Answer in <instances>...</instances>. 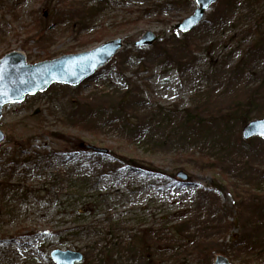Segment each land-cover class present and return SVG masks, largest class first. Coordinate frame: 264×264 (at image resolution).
I'll return each mask as SVG.
<instances>
[{
    "label": "rangeland",
    "instance_id": "1",
    "mask_svg": "<svg viewBox=\"0 0 264 264\" xmlns=\"http://www.w3.org/2000/svg\"><path fill=\"white\" fill-rule=\"evenodd\" d=\"M195 8L194 0H0V59L18 51L27 64L33 65L83 53L116 39H123L124 43L109 64L78 89L52 84L42 93L25 97L21 103L6 105L0 118V131L5 135L0 149L23 139H29L32 148L57 149V142L44 133L48 131L73 141L78 139L81 149L90 145L108 152V147H112L118 154L159 165L163 171L159 177L170 179L165 188L147 187L152 174L139 170L108 186L101 184L95 189L87 183V191L79 194L80 200L99 199L103 203L102 213L124 227L136 228L140 223L143 227L151 224L157 227L159 216L186 207L199 217L198 223H211L215 218L222 227L233 222L235 227L228 235H240L246 244L242 249L229 250L236 255L234 264H264V201L258 204L255 200L260 195L264 199V180L258 183L256 171H250L249 167L264 170L263 140L253 138L239 147L234 138H241V126L231 123L229 139L209 126L205 140L185 143L177 149L179 153L187 151L186 156L179 157L183 159L191 153L188 150L200 149L199 152L214 159L221 158L220 168L226 172L221 176L225 180L224 191L212 195L219 205L229 209L225 215L217 213L216 207L195 210L199 192L208 190L218 173L202 170L197 155L194 159L199 162L187 159L190 163L189 171L184 170L187 181L177 180L175 174L179 169L173 165L180 163L175 162L174 147L161 149L148 139L125 142V134L115 126L117 116L115 122L103 117L101 128L92 126L96 109L103 106L107 111L114 110L116 100L110 98H118L125 91H133L135 98L141 99L137 103L145 109L161 107L176 116H180L181 110L194 107L203 119L208 115L215 118L219 112L235 108L236 103L242 109L251 103V108L245 109L248 121L264 118V0H216L181 45L172 39L173 34L179 40L184 38L175 25ZM145 32L160 39L151 46H134ZM156 43L161 49L157 58L149 54ZM136 49L146 54L141 56ZM86 97L94 100L89 106V111L93 110L92 120H81V124L68 122L69 103ZM260 113L263 116H257ZM151 117L144 118L143 125L156 132ZM171 126L173 129L166 128L165 132L178 135V125ZM63 132L69 136H62ZM29 177V182L42 183L35 176ZM76 197L70 202L65 195L62 204L72 206ZM247 198H254L255 202ZM58 204L29 196L28 200L13 205L12 216H0V264H53L48 257L53 250L79 252L84 258L82 248L87 245L86 238L54 232L66 229L57 227L70 222L74 207L53 216ZM209 227L206 231L202 227L199 232L195 227L190 231L203 239L211 233Z\"/></svg>",
    "mask_w": 264,
    "mask_h": 264
},
{
    "label": "trees",
    "instance_id": "2",
    "mask_svg": "<svg viewBox=\"0 0 264 264\" xmlns=\"http://www.w3.org/2000/svg\"><path fill=\"white\" fill-rule=\"evenodd\" d=\"M187 34H183L184 38L180 40L173 34L172 39L183 45L186 42ZM157 43L152 46L149 53L155 54V58L160 56L157 52L161 51ZM137 51L141 56L146 54L145 51ZM167 56L166 54L165 58ZM142 64H145L143 60ZM110 99L116 100L114 101L116 108L112 111H107L106 107L103 106L96 109L94 125L92 126L95 129L101 128L103 117L113 118V122H115L114 116H117L115 126L122 134H125V142L148 139L154 144H158L161 149L168 146L174 147L176 151L174 158H177L175 162L180 163V165L173 166L182 171H189L190 169V165H188L190 163H187V159H192L195 162L200 161L204 171L214 172L216 170L218 173L212 179L208 190L199 192L195 210L216 207L217 213H225L226 215L225 211H229V209L219 205L212 195L214 192L224 191L223 183L225 180L221 176L226 172L220 168L221 158L214 159L199 152L202 150L200 149L197 150L198 152L188 150L191 153L183 159L179 157L186 156L187 151L179 153L177 149L185 143L205 140L206 127L209 126H214L219 131L218 134L223 137L226 134V139L231 138V134H229L231 126H228L235 123L242 128L248 122V111L245 109H250L252 104L249 103L242 109L240 106H236V103L234 104L235 108H229L226 112H219L215 118L208 115V118L203 119L201 113L194 107L181 110L180 113L178 112L180 116H176L172 111L161 107L153 110L145 109L137 103L141 99L137 100L133 91H125L118 98L112 96ZM93 101L86 97L69 103L70 111L66 114L67 121L72 124H79V122L81 124V120L82 122L92 120L90 114L93 110L89 111V106ZM149 115L152 116L153 120H156L155 122L152 120L156 132L150 131L143 125L142 120ZM257 116L261 117L263 113ZM162 123L165 124L164 128L161 127ZM176 124L178 125V135H172L173 132H165L166 128L173 129L171 125ZM219 127L222 130H219ZM161 129L163 130L159 131ZM44 133L52 142H57L59 145L57 149L45 151L41 148H32L29 139L12 142L10 146L0 149V216H12L13 205L17 204V201L28 200L29 196L37 200L47 198L49 201L58 202L53 216L61 214V211H68L77 202L73 207L72 215H68L70 222L64 224L63 227L61 225L57 227L66 229L54 232L56 234L59 232L67 233V237L86 238L87 245L82 248L84 249V258L81 264H212V259L216 254L227 256L231 264H234L237 260L236 255L229 250L242 249L246 246L240 235H228V231L235 227V223L232 222L226 226L224 224L221 227L220 221L215 218L212 219L211 223H198L199 217L193 216L192 209L189 207L159 216L158 218H161L158 219L160 225L157 227H154L153 224L143 227L142 223L138 224L136 228L133 226L124 227L120 221L111 220L108 218V214L105 215L100 210L103 203L99 202V199L80 200L81 195L79 194H84L87 191L85 188L87 183L94 185L96 189L99 186L102 187L101 184L108 186L115 181L125 180L129 174L141 170L152 174L147 179V187L157 190L165 188L170 181L168 177H159L160 174H163L161 167L153 163L149 164L136 160L134 157H128L125 154H118L120 152H115L112 147H108L109 151L104 155H95L91 151L81 149V146L78 145V139L73 141L48 131ZM63 133L62 136H69L68 133ZM170 137L173 138L172 141ZM234 141L239 147L245 146L247 143L240 136H236ZM126 145L129 144L126 143ZM29 146L30 149H26ZM238 149L240 150V148ZM196 155L199 161L194 159ZM182 160H185V163L181 162ZM243 165L245 168L247 163L244 162ZM249 167L250 171H256L255 180L258 183L264 180L263 169H255L250 165ZM29 176L39 178L42 183L29 182ZM229 185L232 184L229 183ZM73 186H75L74 189ZM248 193L250 192L248 191ZM65 195L69 197L70 202L71 198L77 195L72 206L62 204ZM261 197V195L255 197L256 203L259 204V202L264 201ZM248 199L250 202L254 200V198ZM88 218H92V221H87ZM104 218L106 221L103 220ZM203 225H207V227H203ZM209 225L211 233L204 235V237L201 236L203 239L196 238L190 231L193 227L196 228V232H199L201 227L206 231L205 229ZM51 228L54 229L55 227H50V230H52ZM32 232L33 236H36V232L34 230ZM120 235L123 237H118Z\"/></svg>",
    "mask_w": 264,
    "mask_h": 264
},
{
    "label": "water",
    "instance_id": "3",
    "mask_svg": "<svg viewBox=\"0 0 264 264\" xmlns=\"http://www.w3.org/2000/svg\"><path fill=\"white\" fill-rule=\"evenodd\" d=\"M216 0H195L196 8L193 13L175 29L181 33L189 32L202 22L204 13ZM45 16V15H44ZM160 36L145 32L134 42L136 47L151 46ZM123 39L108 41L95 48L74 55H64L60 58L44 61L34 65L26 63L25 56L16 51L4 55L0 59V118L4 106L10 102L21 103L26 96H33L46 91L52 84L77 87L91 78L95 72L109 63L123 48ZM254 137L264 140V118L252 120L243 126L241 138L244 141ZM5 135L0 131V145ZM87 150L96 154L106 153L105 149L87 145ZM177 179L187 181L188 176L182 171L176 174ZM53 264H79L83 257L75 251L53 250L49 253ZM212 264H231L223 255H215Z\"/></svg>",
    "mask_w": 264,
    "mask_h": 264
},
{
    "label": "bare ground",
    "instance_id": "4",
    "mask_svg": "<svg viewBox=\"0 0 264 264\" xmlns=\"http://www.w3.org/2000/svg\"><path fill=\"white\" fill-rule=\"evenodd\" d=\"M184 19H185V18H184ZM184 19H183V20H184ZM183 20H182V21H183ZM182 21H181V22H182ZM181 22H180V23H181ZM15 103H18V102H10V103H8V104H15ZM8 104H7V105H8ZM250 121H251V120H250Z\"/></svg>",
    "mask_w": 264,
    "mask_h": 264
},
{
    "label": "snow or ice",
    "instance_id": "5",
    "mask_svg": "<svg viewBox=\"0 0 264 264\" xmlns=\"http://www.w3.org/2000/svg\"><path fill=\"white\" fill-rule=\"evenodd\" d=\"M197 2L199 3V0H197Z\"/></svg>",
    "mask_w": 264,
    "mask_h": 264
}]
</instances>
